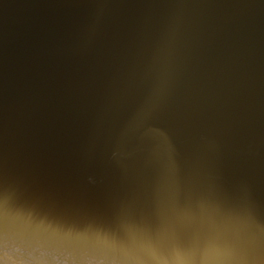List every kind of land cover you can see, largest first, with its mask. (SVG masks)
<instances>
[{
    "label": "water",
    "instance_id": "obj_1",
    "mask_svg": "<svg viewBox=\"0 0 264 264\" xmlns=\"http://www.w3.org/2000/svg\"><path fill=\"white\" fill-rule=\"evenodd\" d=\"M0 217L54 264H264V0H0Z\"/></svg>",
    "mask_w": 264,
    "mask_h": 264
},
{
    "label": "clouds",
    "instance_id": "obj_2",
    "mask_svg": "<svg viewBox=\"0 0 264 264\" xmlns=\"http://www.w3.org/2000/svg\"><path fill=\"white\" fill-rule=\"evenodd\" d=\"M19 208V212L37 217L26 207ZM53 239L22 221L0 217V246L4 252L0 264H54Z\"/></svg>",
    "mask_w": 264,
    "mask_h": 264
}]
</instances>
